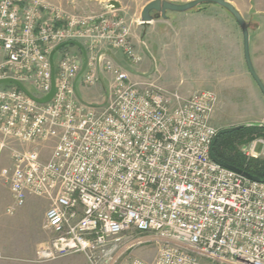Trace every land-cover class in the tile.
Here are the masks:
<instances>
[{
    "label": "built area",
    "instance_id": "2783aa9c",
    "mask_svg": "<svg viewBox=\"0 0 264 264\" xmlns=\"http://www.w3.org/2000/svg\"><path fill=\"white\" fill-rule=\"evenodd\" d=\"M68 41L86 51L78 78L77 46L52 54ZM111 51L131 64L142 60L120 16L0 0V80H17L33 96L0 84V150L10 160L0 170L11 196L5 212L13 215L29 196L49 201L43 228L52 236L37 260L82 253L87 264H264V182L211 158L215 92L167 94L132 80ZM51 54L55 92L39 103L34 98L52 86ZM102 73L110 97L96 107L77 84H97ZM259 142L241 150L258 158ZM147 242L156 244L151 263L132 255Z\"/></svg>",
    "mask_w": 264,
    "mask_h": 264
},
{
    "label": "rangeland",
    "instance_id": "374dc122",
    "mask_svg": "<svg viewBox=\"0 0 264 264\" xmlns=\"http://www.w3.org/2000/svg\"><path fill=\"white\" fill-rule=\"evenodd\" d=\"M45 1L81 15H99L107 11L131 23L132 42L141 55V62L128 63L121 51H111L112 58L128 71L132 80L151 82L167 94L177 92L186 97L200 89L215 92L217 103L211 121L218 130L248 123L264 126V98L247 69L241 30L233 16L221 6L205 3L186 12L168 11L165 18L158 17L143 24L138 23L140 13L150 0ZM110 1H116L119 7H114ZM169 1L184 3L190 0ZM236 1L239 5L251 6L243 17L250 22L251 60L264 82V14L255 11L260 4L264 8V0ZM257 23L263 25L259 30L253 28ZM139 72L145 75H139ZM109 80V74L102 73L97 84L82 86L78 83L77 92L90 105L104 107L110 97ZM251 136V140L238 146L241 154L246 160L253 159L247 157L241 148L253 140H261L256 149L263 152L258 158H264V127ZM49 144L42 149L43 158L50 153ZM9 165V152L0 150V170ZM10 203L9 189L0 176V248L18 245L21 231H39L41 215L44 216L49 207L46 198L29 196L15 215H9L5 209ZM40 233L42 240L39 244L43 245L52 236L43 228V222ZM155 253L154 242L144 243L132 251L133 256L146 263L153 261ZM203 261L209 262L204 258Z\"/></svg>",
    "mask_w": 264,
    "mask_h": 264
},
{
    "label": "water",
    "instance_id": "95a60500",
    "mask_svg": "<svg viewBox=\"0 0 264 264\" xmlns=\"http://www.w3.org/2000/svg\"><path fill=\"white\" fill-rule=\"evenodd\" d=\"M204 3H215L219 6H221L222 8L227 10L235 19V21L238 24V26L241 30V33H242L243 56H244V60H245L247 69H248L251 77L253 78V80L257 84V86H258L259 90L261 91L263 98H264V82L256 73L255 68L253 66V63H252V60H251V55H250V46H249L250 22H248L244 19V17L240 13V11L229 0H190V1H187L184 3H176V2L169 1V0H150L149 2H147L143 6L141 13H140V20H141V23L148 24L158 17L165 18L166 12H168V11H170V12H186V11L192 10V9H194V8L198 7L199 5L204 4ZM110 4L113 5L114 7H119V4L116 1H110ZM63 45H75L82 52L83 62H82L81 70L77 76V78H78L84 72L86 65H87L86 51L80 43H78L76 41H68V42H65V43L59 45L58 47H56L53 50L52 54L58 48H60ZM52 54H51V68H52L51 90L43 98H40V99L34 98L39 103H45V102L49 101L55 92L54 65H53V61H52ZM2 83H13L16 86H18L22 91H24L28 96L33 97L32 94L27 90V88L21 82H19L17 80H14L11 78H6L3 80H0V84H2ZM250 125H261V124H254V123L240 124V125L225 127V128L217 130V132H216L215 136L213 137L211 144H210V156L216 163H218L224 167L235 170L238 173L243 174L245 177H247L251 180L264 182V177L260 178L257 176H253V175L245 172L244 170H242L240 168H236L234 166L228 165L225 162L217 159L213 153L214 144L220 135L226 134V133H229V132H232L234 130H237V129H240L243 127H247Z\"/></svg>",
    "mask_w": 264,
    "mask_h": 264
},
{
    "label": "crops",
    "instance_id": "0c3cea01",
    "mask_svg": "<svg viewBox=\"0 0 264 264\" xmlns=\"http://www.w3.org/2000/svg\"><path fill=\"white\" fill-rule=\"evenodd\" d=\"M229 1L232 4H234V6L240 11L242 16L244 12L247 13L251 9V6L249 5H244V4L239 5L236 0H229ZM255 11L259 14H264L263 5L260 4ZM253 25H254L253 28L255 30H259L263 26L262 23H257ZM139 75H145V74L139 72ZM262 153L263 152H261L260 155H262ZM43 220H44V216L41 215L39 231L36 232H32L28 230L21 231V234L19 236L20 242L18 243V245H14V246L5 245L2 246V248H0V264H87L86 258L82 253H74L46 261L37 260L36 251L38 247L41 246L39 242L40 240H42L40 237L41 234L40 232L42 231Z\"/></svg>",
    "mask_w": 264,
    "mask_h": 264
},
{
    "label": "trees",
    "instance_id": "16d2710c",
    "mask_svg": "<svg viewBox=\"0 0 264 264\" xmlns=\"http://www.w3.org/2000/svg\"><path fill=\"white\" fill-rule=\"evenodd\" d=\"M263 127V125H250L220 135L213 147L215 157L253 176L260 178L264 177V158L246 160L238 148V146L244 142L252 139L251 134L253 132L259 131L263 129Z\"/></svg>",
    "mask_w": 264,
    "mask_h": 264
}]
</instances>
